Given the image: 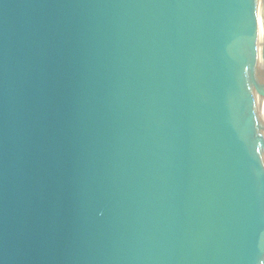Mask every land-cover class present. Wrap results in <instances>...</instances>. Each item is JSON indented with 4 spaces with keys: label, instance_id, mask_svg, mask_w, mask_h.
<instances>
[{
    "label": "water",
    "instance_id": "1",
    "mask_svg": "<svg viewBox=\"0 0 264 264\" xmlns=\"http://www.w3.org/2000/svg\"><path fill=\"white\" fill-rule=\"evenodd\" d=\"M262 0H0V264H264Z\"/></svg>",
    "mask_w": 264,
    "mask_h": 264
},
{
    "label": "bare ground",
    "instance_id": "2",
    "mask_svg": "<svg viewBox=\"0 0 264 264\" xmlns=\"http://www.w3.org/2000/svg\"><path fill=\"white\" fill-rule=\"evenodd\" d=\"M260 12L262 15H264V0H262ZM261 111L263 112V115H264V97L262 100V110ZM261 151H262V161H263V165H264V148L263 147L261 148Z\"/></svg>",
    "mask_w": 264,
    "mask_h": 264
}]
</instances>
